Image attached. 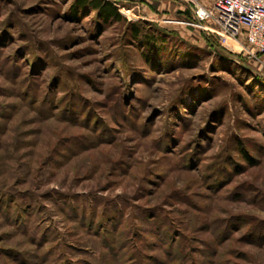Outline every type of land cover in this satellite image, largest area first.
Returning a JSON list of instances; mask_svg holds the SVG:
<instances>
[{
	"label": "rangeland",
	"instance_id": "374dc122",
	"mask_svg": "<svg viewBox=\"0 0 264 264\" xmlns=\"http://www.w3.org/2000/svg\"><path fill=\"white\" fill-rule=\"evenodd\" d=\"M111 1L0 0V264H264V66Z\"/></svg>",
	"mask_w": 264,
	"mask_h": 264
},
{
	"label": "built area",
	"instance_id": "2783aa9c",
	"mask_svg": "<svg viewBox=\"0 0 264 264\" xmlns=\"http://www.w3.org/2000/svg\"><path fill=\"white\" fill-rule=\"evenodd\" d=\"M196 18L219 41L243 39L251 57L264 66V0H191Z\"/></svg>",
	"mask_w": 264,
	"mask_h": 264
},
{
	"label": "trees",
	"instance_id": "16d2710c",
	"mask_svg": "<svg viewBox=\"0 0 264 264\" xmlns=\"http://www.w3.org/2000/svg\"><path fill=\"white\" fill-rule=\"evenodd\" d=\"M74 9H84L94 13L97 17L102 19L103 22H122L124 20L118 5L111 0H74ZM133 34H138V29L133 28ZM240 153L244 159L249 160L247 154L240 149Z\"/></svg>",
	"mask_w": 264,
	"mask_h": 264
}]
</instances>
